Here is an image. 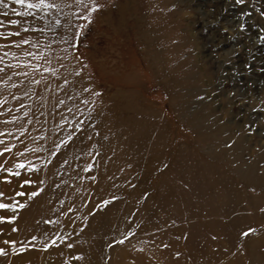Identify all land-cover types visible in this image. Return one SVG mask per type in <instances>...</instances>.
Listing matches in <instances>:
<instances>
[{
  "label": "rangeland",
  "instance_id": "1",
  "mask_svg": "<svg viewBox=\"0 0 264 264\" xmlns=\"http://www.w3.org/2000/svg\"><path fill=\"white\" fill-rule=\"evenodd\" d=\"M0 193V264H264V0H2Z\"/></svg>",
  "mask_w": 264,
  "mask_h": 264
},
{
  "label": "bare ground",
  "instance_id": "2",
  "mask_svg": "<svg viewBox=\"0 0 264 264\" xmlns=\"http://www.w3.org/2000/svg\"><path fill=\"white\" fill-rule=\"evenodd\" d=\"M32 5H33V4H32ZM134 109H135V108H134ZM177 109H178V108H177ZM145 110H146V109H145ZM150 110H151V109H150ZM178 112H179V111H178ZM153 114H154V113H153ZM155 115H157V114H155ZM150 117H152V115H151ZM142 118H143V117H142ZM147 118H148V117H147ZM152 118H153V117H152ZM198 118H199V117H198ZM198 118H197V119H198ZM202 118H203V117H202ZM161 119H162V118H161ZM115 120H116V119H115ZM125 120H127V119H125ZM125 120H124V121H125ZM186 120H187V119H186ZM186 120H185V121H186ZM134 121H135V120H134ZM140 121H141V120H140ZM160 121H162V120H160ZM123 123H124V122H123ZM126 123H127V122H126ZM121 124H122V123H121ZM137 127H138V126H137ZM115 128H116V127H115ZM59 129H60V128H59ZM92 130H93V129H92ZM162 131H163V130H162ZM68 132H69V131H68ZM117 132H118V131H117ZM43 133H44V132H43ZM149 134H150V133H149ZM151 134H152V133H151ZM151 134H150V135H151ZM26 135H27V134H26ZM155 135H156V134H155ZM164 135H165V134H164ZM29 136H30V135H29ZM55 136H57V135H55ZM136 136H137V135H136ZM162 136H163V135H162ZM156 137H157V136H156ZM159 137H160V136H159ZM32 138H33V137H32ZM127 138H128V137H127ZM166 138H167V136H166ZM121 139H122V138H121ZM121 139H120V140H121ZM146 139H147V138H146ZM203 139H204V138H203ZM38 140H39V139H38ZM108 140H109V139H108ZM36 141H37V140H36ZM139 141H140V140H139ZM145 141H146V140H145ZM165 141H166V140H165ZM149 142H150V141H149ZM151 142H152V141H151ZM214 142H215V141H214ZM117 143H118V142H117ZM132 143H133V142H132ZM153 143H154V142H153ZM162 143H163V142H162ZM244 143H245V142H244ZM134 144H135V143H134ZM142 144H143V143H142ZM163 144H164V143H163ZM166 145H167V144H166ZM47 146H48V145H47ZM131 146H132V145H131ZM82 148H83V147H82ZM122 148H123V147H122ZM150 148H151V147H150ZM244 148H245V147H244ZM146 149H147V148H146ZM180 149H181V148H180ZM184 150H185V149H184ZM228 150H229V149H228ZM116 151H117V150H116ZM122 154H123V153H122ZM128 154H129V153H128ZM132 154H133V153H132ZM147 154H148V153H147ZM133 155H134V154H133ZM235 155H236V154H235ZM121 156H122V155H121ZM159 156H160V155H159ZM128 158H129V157H128ZM143 158H144V157H143ZM229 158H233V157H229ZM238 160H239V159H238ZM238 160H237V161H238ZM127 161H128V160H127ZM127 161H126V162H127ZM230 162H231V161H230ZM234 162H236V161L234 160L233 163H234ZM119 163H120V162H119ZM127 163H129V162H127ZM233 163H232V165H233ZM238 163H239V162H238ZM234 164H235V163H234ZM236 164H237V163H236ZM236 164H235V165H236ZM235 165H234V166H235ZM221 167H222V166H221ZM240 167H241V166H240ZM115 169H116V168H115ZM175 169H176V168H175ZM240 169H241V168H240ZM240 169H239L238 171H240ZM245 170H246V169H245ZM149 171H150V170H149ZM116 174H117V173H116ZM101 178H102V177H101ZM244 178H245V177H244ZM140 180H141V179H140ZM142 181H143V180H142ZM118 182H119V181H118ZM232 182H233V181H232ZM119 183H120V182H119ZM94 185H95V184H94ZM97 190H98V189H97ZM138 190H139V189H138ZM100 191H101V190H100ZM117 191H118V190H117ZM136 191H137V190H136ZM115 192H116V191H115ZM119 192H120V191H119ZM134 193H135V192H134ZM131 194H132V193H131ZM69 195H71V194H69ZM138 196H139V195H138ZM67 199H68V197H67ZM112 199H113V198H112ZM130 199H131V197H130ZM139 199H140V198H139ZM148 199H149V198H148ZM60 200L62 201L63 198L60 199ZM65 200H66V197H65ZM71 200H72V198H71ZM131 200H132V199H131ZM61 201H60V202H61ZM63 202H64V201H63ZM63 202H62V203H63ZM65 202H66V201H65ZM97 204H98V203H97ZM78 206H79V205H78ZM75 207H76V206H75ZM52 208H53V207H52ZM55 210H56V208H55ZM44 214H45V213H44ZM43 217H44V216H43ZM84 217H85V216H84Z\"/></svg>",
  "mask_w": 264,
  "mask_h": 264
},
{
  "label": "snow or ice",
  "instance_id": "3",
  "mask_svg": "<svg viewBox=\"0 0 264 264\" xmlns=\"http://www.w3.org/2000/svg\"><path fill=\"white\" fill-rule=\"evenodd\" d=\"M0 2H2V0H0ZM17 2L23 4L24 3V0H17ZM30 6H33V5H30ZM13 23H15V21H13ZM0 195H3V193H0ZM33 195H36V193H33ZM7 207H10V205H6V204L0 203V208H7ZM21 207H23V205H21ZM0 219H5V218L0 217ZM10 219H15V217H12ZM249 231H251V229ZM246 234L247 233H245V235ZM3 253H4V249H0V254H3Z\"/></svg>",
  "mask_w": 264,
  "mask_h": 264
}]
</instances>
